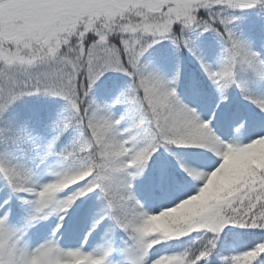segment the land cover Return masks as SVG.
Returning a JSON list of instances; mask_svg holds the SVG:
<instances>
[{
    "label": "snow or ice",
    "instance_id": "1",
    "mask_svg": "<svg viewBox=\"0 0 264 264\" xmlns=\"http://www.w3.org/2000/svg\"><path fill=\"white\" fill-rule=\"evenodd\" d=\"M108 6L88 0H0V43L19 39L24 31L33 32L38 27L50 31L55 27L51 23L45 25L44 21L67 19L73 12ZM146 7L158 10V13L146 17L156 25L151 34H131L119 24L101 27L97 23L87 29L80 25L75 34L68 36L58 48H48L36 63L6 65L0 61V145L13 146L24 142L47 156L54 151L58 139L72 130L76 139L60 154V159L67 161L79 154L85 165L93 169L90 174L82 171L78 176H69L66 170L61 169L53 173L54 178L50 182L36 190L33 186L16 183V176L25 168L13 162L8 165L11 169L9 174L0 173V179L6 182L12 193L34 196L31 201L32 220L37 219L38 214L56 213L57 228L62 227L66 210L78 198L100 192L111 219L130 237L131 245L125 249L129 264H153L159 258L156 245L147 251L141 247L136 218L150 212L132 194V180L141 176L145 163L154 153L161 148L171 151L173 146L182 143L177 137L191 141L186 146L201 149L189 153L188 159L178 161L180 174L164 168L142 177L148 181L151 196L160 201L159 210L151 213L158 214L183 206L195 198L209 175L224 171L225 157L232 149H243L264 140V127L256 129L249 118L226 111L223 106L226 99L223 93L235 85L242 98L264 115V96L255 95L236 77L239 69L264 81V58L232 27L240 19L232 14L235 10H248L264 17V0H151ZM208 32L216 33L223 41V61L219 67L204 61L195 51L194 37ZM160 41H168L175 49H186L192 53L207 78L222 94L216 101L221 112L213 117L220 121L223 129L219 135L213 132L209 122L201 119L195 108L178 97L175 87L180 76L178 66L171 78L145 66L144 56ZM109 72L127 76L129 83L112 104H99L91 93L97 82ZM32 96L62 98L64 101L62 110L48 120L50 134L47 139L34 136L27 126L17 127L7 119L8 111L16 102ZM113 104L126 105L125 112L118 118L111 114ZM129 113L135 116L130 127L138 131L136 135L125 138L118 126ZM101 129L110 131L109 143L117 149L112 154L117 159L105 161L102 148L93 141V136ZM128 131V128L124 130ZM141 132L146 133L142 143L138 139ZM85 146L88 147L87 153L82 151ZM129 160L133 166H126ZM181 165L195 168L201 173L200 177L194 178ZM59 189H63L65 198H56V194L62 192ZM257 195L264 197V192ZM258 209H264V203L252 210ZM0 222L8 223L7 216L0 215ZM233 228L255 233L259 239L241 252L221 256L223 264H238L242 254L250 253L257 245H264V228L241 229L226 225L215 237L213 247H201L194 255L191 252L185 255L194 264H212L221 235ZM45 248L54 249L62 258L90 253L100 258V264H107L112 251L106 248L102 254H96L81 248L64 250L51 239L42 243L37 251ZM30 254L33 253L22 252V261L13 258L9 264H26V257ZM250 264H264V252L255 256Z\"/></svg>",
    "mask_w": 264,
    "mask_h": 264
},
{
    "label": "rangeland",
    "instance_id": "2",
    "mask_svg": "<svg viewBox=\"0 0 264 264\" xmlns=\"http://www.w3.org/2000/svg\"><path fill=\"white\" fill-rule=\"evenodd\" d=\"M88 2L109 6L96 10L86 9L73 12L68 15L67 19L56 18L52 21H44L45 25L49 23L55 24V27L50 31L41 27L36 28L33 32L24 31V34L19 39L5 42L9 46L7 49L0 47V61H3L6 65H31L36 63L48 48H58L68 36L75 34L80 25H84L87 29L95 27L97 23L101 27H112L119 24L121 28L131 34L136 32L151 34L156 28L154 22L146 19V17L152 16L154 12L158 13L157 9L146 7L147 4L151 3V0H88ZM244 11L235 10L232 14L239 17H247L249 15L252 16V13H254L246 10L245 15H243ZM136 17H139V19H136ZM122 21L125 23H120ZM237 21L233 23V27H237L235 25ZM21 30L23 31L22 26ZM211 35L216 43L223 44V41L216 33L211 32ZM242 39L247 42L245 38ZM214 44H209L197 55L214 67H219L223 61V55ZM256 51L260 57L264 58V44L262 48ZM173 58L178 63V66L182 67L181 65H184L185 61L180 59V57L175 56ZM192 58L195 59V63L193 66L191 64L186 65V81L183 88H179L175 84L176 89L179 90L178 97L182 102L195 108L201 119L209 122V126L213 129V132L219 135V131L223 129L220 121L213 119V117L214 114L221 112V107L216 101L222 94L207 78L197 59L195 57ZM174 68L176 70L177 65L174 64ZM170 72L171 67H166L160 73L168 76ZM104 77H109L110 80L105 92L100 94L98 103L112 104L113 99L126 87L124 83H129V79L127 76L116 72H109ZM203 83H206L208 93L204 92ZM223 95L226 97L223 101L224 110L249 118L256 129L264 127V115H261L250 102L242 98L240 91L235 85L226 89ZM255 95L264 96V81H262V84L255 91ZM60 99L62 100V98H58L59 101H61ZM125 109L126 105L113 104L110 111L114 118H118L125 112ZM48 118L50 119L51 116ZM134 119L135 116L129 113L118 126V130L123 133L125 138L128 135L137 134L138 130L131 129L130 127ZM47 123L48 120L35 123L31 131L32 135L47 139L50 134ZM126 128L130 129V131L124 132ZM145 135L146 133L141 132L138 136L141 143ZM110 136L111 133L106 139L104 138V141L103 139L100 140L103 141L101 145H97V147L102 148L105 161L117 159L112 155L117 149L109 143ZM65 138V143L69 142V145H72L75 141L72 140L71 135ZM181 139L182 144L191 143L187 139ZM33 150L32 152L37 159L38 156L40 157L38 159L40 164L31 175V178H28L27 182L25 181L26 184L24 185L33 186L36 190H39L40 186L44 183L50 182L54 178L53 173L61 169L66 170L69 176H78L82 171L89 172V166L75 165L70 159L62 161L60 154H57L60 152L56 150L54 151L56 152V156H43L40 149L33 148ZM199 151L201 149L198 147H195L193 151H185L183 153L172 150L171 152L166 151L167 154H171L169 161L156 155L151 170L149 172L144 171V173L151 176L153 173L167 168L180 174L178 161L181 158L188 159L189 153ZM247 154H254L264 162V140L256 141L252 146H245L243 149H232L225 157L224 164L226 167L224 171L209 175L202 190L195 198L190 199L183 206H178L175 209L158 214H151L159 210L160 201L151 196L147 179L138 176L137 180L135 178L132 180L133 196L141 202L145 210L150 212L149 215L136 218L138 235L142 241L141 247L144 251H147V249L152 248L154 242L156 245V242L160 244V242L164 241L156 249L159 258L153 264H194V261L188 259L185 253L191 252L194 255L201 247H213L216 242L215 237L219 235V232L226 225L238 221L239 210L234 207L233 203L218 201L220 198L218 200L213 199L208 205L198 203L228 188L232 182L233 170L239 168L243 158ZM126 166H133L132 161H127ZM181 166L185 167L194 178L200 177L201 173L195 168L186 165ZM2 170L0 168V173L3 172ZM72 182L75 183L76 181L73 180ZM59 191L62 192L57 193L56 198H65L63 189H59ZM245 192L243 198H241L243 203L238 208H242L247 213L248 216L246 218L252 221L249 223L252 224L251 228H264V209H258L255 212L252 210L258 204L264 203V197L257 195L259 192H264V189L255 192L256 195L250 189H245ZM82 198H78L66 210L64 219L61 222L62 227L57 228L58 217L56 213H49L48 215L38 214L37 219L32 220L31 201L34 199V196L28 193L14 194L6 182L0 179V215H6L8 220V223L0 222V264H9V261L13 258L17 261H22L24 258H22L21 253L29 251L33 254L26 257V264H100V258L94 257L90 253H81L72 255L70 258H62L52 248L37 251V248L49 239L53 240L58 247L64 250L81 248L83 251L102 254L104 249L111 248L112 251L108 257L107 264H129L125 249L131 245L130 237L126 236V233L123 232L120 234L123 239L116 240L115 227H118L110 219V213L101 193L98 191L89 193L83 200ZM241 200H236V203L239 204ZM204 205L205 207H201ZM186 209L197 211L199 217L192 218L188 224L186 222V224L179 223L178 226L170 222L171 226L166 228L163 222L167 216L173 213L177 215L183 211L186 212ZM160 224H163L164 228ZM190 233L192 234L191 236H189ZM210 234L211 243H209ZM178 236L188 237L189 248L187 247L186 251L183 249L181 252H174L172 256L168 257V260H165L167 255L165 244L168 245L176 241ZM182 237H179L178 240H182ZM115 240L118 242L116 243ZM184 246H187V244H184ZM216 251V255L212 258V264H221L217 263L218 250ZM254 258L255 254L253 255ZM196 259H199V257L197 256Z\"/></svg>",
    "mask_w": 264,
    "mask_h": 264
},
{
    "label": "trees",
    "instance_id": "3",
    "mask_svg": "<svg viewBox=\"0 0 264 264\" xmlns=\"http://www.w3.org/2000/svg\"><path fill=\"white\" fill-rule=\"evenodd\" d=\"M253 15L251 17H247L243 21H237L236 22V28H234V31L238 34L241 31L246 30V32H254L259 31L260 26L258 23V19H260V16H258L257 13H252ZM211 32L201 34L199 36L194 37L195 40V51L196 53L200 48L205 47L209 42H213L214 40L211 37ZM223 43V42H222ZM220 45V44H219ZM0 47L7 49L9 46L6 45V43H0ZM199 47V48H198ZM223 44L220 45V49H223ZM172 48L170 47V43L168 41H160L157 45L153 46L144 56L143 62L147 66H153L155 63H159L161 58L163 56L170 53ZM184 52H187L186 55H189L190 52L186 49H181ZM236 77L238 80L245 82V83H252L255 79L253 76L249 74V72L239 70L237 69ZM111 78V77H110ZM109 77H104L100 79L96 87L93 89L91 95L95 99V101L98 103V97L100 94H103L107 88V83H109ZM128 84V83H127ZM61 100V99H60ZM64 102L59 101L58 98L53 97H24L20 99L18 102H16L8 111L7 113V119L11 120L13 124L17 127L26 126L29 124L33 118L36 117L38 113H40L42 116L44 112L53 111L57 112L62 110ZM51 109V110H50ZM151 110V109H149ZM68 132V131H67ZM68 133H74V131L69 130ZM108 136V130L101 129L96 135L93 136V141L95 143L101 144L102 142L99 141L100 138ZM177 140H182L181 137H177ZM182 143H178L176 146H183ZM187 145V144H186ZM183 146L185 148H188L190 146ZM182 147V148H183ZM83 152L86 151V146L82 149ZM79 158V157H78ZM32 157L26 150L24 146H22L20 143H16L13 146L8 145H0V166L3 168L5 176L9 174L11 169L8 167L9 164H12L13 162L18 164H28L29 166L30 161ZM246 166L243 167L240 170H237L234 172V181L232 182L233 185L221 191L218 193V196L214 199L220 200L218 201H225L228 203H233L234 207L239 210V219L238 221H235L232 224L237 228L241 229H248L251 228L252 221L247 219L248 216L245 211H243L242 208H238L241 203H243V195L246 193L245 189H250L251 192L255 194V192L264 189V165L259 164L258 160H251V161H245ZM22 166V165H21ZM93 169H90L91 172ZM25 173L26 168L21 170V174L16 176L15 180L18 185L24 182L25 179ZM256 195V194H255ZM236 200H241L238 203H236ZM205 202V201H204ZM203 202V203H204ZM211 203L212 201H207L204 204L208 205V203ZM201 203V204H203ZM201 206V207H205ZM198 212L193 210H187L186 212L180 213L177 216L176 215H169L164 219L163 224L167 227L171 226L170 222L173 224L175 223L176 226L179 225V223H190L191 219L198 218ZM246 219V220H245ZM162 222V221H161ZM185 223V224H186ZM160 224L162 228H164V225ZM259 236L255 233H251L247 230H239V229H231L230 231L224 233L221 235L219 241H218V247L217 250L220 253V256L225 255L224 252L228 253V250L230 248H235L238 250H245L247 247H249L254 241L258 240ZM177 244H173V247H177ZM261 252H264V245H257L255 249H253L250 253H248V256L244 257L243 259L239 260L238 264H250L251 260L253 259V255L255 256L259 255Z\"/></svg>",
    "mask_w": 264,
    "mask_h": 264
}]
</instances>
